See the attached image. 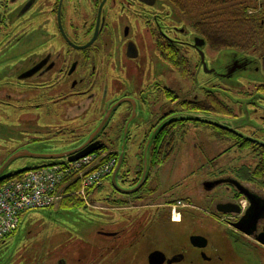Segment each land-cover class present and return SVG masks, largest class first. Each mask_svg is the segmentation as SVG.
Wrapping results in <instances>:
<instances>
[{"label": "flooded vegetation", "instance_id": "af4514ba", "mask_svg": "<svg viewBox=\"0 0 264 264\" xmlns=\"http://www.w3.org/2000/svg\"><path fill=\"white\" fill-rule=\"evenodd\" d=\"M182 13L170 0H0L2 107L22 103L18 107L21 118L60 115L66 123L70 122L69 126L47 131L44 137L64 140L65 151L102 144V148L110 145L119 152L130 118L133 122L125 133V147H129L130 140L142 137L135 151L136 158L139 154L138 161L132 169L122 172L125 156L116 177L120 190L134 191L123 193L111 182L107 183L111 193L102 194L101 212L104 216L116 213L120 220L111 229L98 226L96 235H92L98 238L94 246L85 239V233L90 232L87 228L61 229V239L66 236L65 244L46 250L42 247L41 256L27 252L34 245L24 246L19 257L4 259L0 264H154L150 254L156 251L163 258L160 264H221L222 256L207 255L209 241L204 235H190L189 249L177 237H171L169 242L170 227L175 228L184 220L186 212L182 210L197 207L190 198H179L185 201L178 203L179 210L170 204L166 205L172 208L171 212L162 209L167 201L176 200L160 191L163 182L159 174L168 161H149L144 173L143 152L148 138L153 136L149 154L155 150L170 152L171 145H154L157 138L167 140L175 135L176 128L192 125L209 128L216 142L228 145L227 152L259 153L258 158L252 155L253 164L236 168L233 162L219 167L215 157L204 163L196 162L199 173L190 171L187 175L209 169L205 174L210 173V177L199 181L202 190L210 195L203 213L222 224L229 234L227 239L245 238L254 244V249L264 247L258 241H264V84L255 89L257 99L250 97L235 108L219 98L211 91L215 88L211 79L216 73L207 67V44L200 45L199 39L203 38L191 27L192 34H188ZM154 63L157 64L153 71ZM248 65L244 60H234L228 66L232 72L225 76L230 77L235 70L246 69ZM171 69L183 84L186 80L196 84L201 74L210 76L200 87L204 98L195 94L187 97L183 85L165 80ZM215 99L228 107L224 115L216 112ZM204 100L209 101L208 115L220 116L230 123L217 125L187 119L189 114L201 113L191 106ZM142 108L148 115L140 111ZM91 109L92 115L86 117ZM106 116V123L98 129ZM234 119L240 123L234 125ZM73 124L76 125L71 127ZM96 131L93 139H87ZM108 137L119 139L108 144L105 140ZM67 159L64 157L62 161ZM224 204L228 206L226 209L218 208ZM164 233L169 247L159 244ZM138 237L144 241H136ZM144 243L141 253L134 257H115Z\"/></svg>", "mask_w": 264, "mask_h": 264}, {"label": "rangeland", "instance_id": "374dc122", "mask_svg": "<svg viewBox=\"0 0 264 264\" xmlns=\"http://www.w3.org/2000/svg\"><path fill=\"white\" fill-rule=\"evenodd\" d=\"M194 2L195 4H198L197 6H201L203 0H194ZM250 2H252V0L231 1V3H229L231 9H228L227 13L220 16L218 21H228L231 18L232 11H236V9L242 10L244 5H247ZM191 3L194 4L193 2ZM186 12L189 11H184V13H182L185 19L184 26L188 31V34H192V30L190 29L193 24L192 19L196 12H201V10L199 8L196 9L194 13ZM253 13L254 9L251 7L248 8L247 14L252 15ZM259 44L260 43L258 42L255 49H249L245 53L234 51L230 48L211 51L207 45L205 46L209 53V55L206 56L207 67L213 68L216 73L211 79V82L215 85V88L211 91H213L219 98L225 101L227 100V102L231 103L234 108L239 104H244L245 101L248 102L250 97L257 99L259 94H255V89L258 85L264 84V71L260 60L264 48L257 49ZM241 58L247 59L251 63L246 69L235 70L230 77H226L225 74L229 71L228 66H231L234 60ZM156 64L157 63H154V65L152 64V66L155 67L153 68V71L156 70ZM172 71L173 70L171 69L166 73L165 80H175V82L183 85L186 95L188 93L187 97H192L195 94L204 98V92L201 93L200 87H202V84L206 80L211 78L210 76L201 74L198 76L196 84H192L189 80H186L183 84L181 82L182 79L176 71H173V73ZM170 73L173 74V77ZM154 74L156 75V72ZM160 74H162V72H160ZM205 89L210 90V88ZM19 105H22V103L12 102L10 107H2L0 105V165L11 153L16 152L19 149H26L32 153L38 154H58L61 151H65V147H62L64 145V140L62 141L61 138H49L44 136H47V131H55L61 126H69L70 122L66 123V121L57 114L51 116V118H46L44 116L38 119L30 118V116L21 118L19 116ZM140 111L148 115L145 109L142 108ZM247 111L250 112V106L247 107ZM91 115L92 109L87 113L86 117ZM215 118V120L227 121L220 116H215ZM233 121L235 122L233 123L234 125L236 122L240 123L238 119H234ZM74 125L76 124L71 125V127ZM255 126H258L256 122ZM175 130V140L171 145L172 148L170 154L162 160L168 162L161 169L159 176L163 182L160 191L171 196L170 199L174 198L176 200L167 201L165 207L162 209L165 210V212H171L172 208L167 206L170 204L175 205L179 210L180 207L178 206L180 204L178 205V203L180 202L181 204H184L185 201L182 200L183 198H190L191 202L197 208L182 210L183 212H186L184 220L179 226H176L175 228L170 227L169 242L172 239L171 237H177L180 239L183 246L189 249L191 247L189 242L190 235H204L209 241L206 249L207 255L222 256L221 264H264V247L259 246L254 249V244L245 238H237L234 241L227 239L229 234L225 233L222 224L212 216L203 213L204 203L206 202L207 196L210 195L202 190L199 181L200 179L203 180L210 177V173H208V175L205 174L209 169L205 170L202 168L201 174H196L194 176L187 175L190 171L199 173L196 169L197 165L194 164L196 162L201 161L204 163L215 157L216 161L220 163L219 167L225 168L226 165L233 162V165H235L236 168L242 164H253V161L255 160V158L252 157L253 154H251L250 150H233L227 152L226 146L228 147V145L223 142H216L213 132L202 125L186 126L184 128H176ZM35 138L38 140H32ZM44 138H47L50 141L46 142V139ZM118 139L119 138L108 137L105 140L109 144L112 140L116 141ZM141 139L142 137L139 136L136 141L130 140L129 147H125L127 161L125 160V166L123 165L122 170L120 168L122 172L128 171L130 167L132 169L136 161H138L139 154L136 158L135 154L137 152L135 151L137 150V144H139ZM114 152L117 153V150L114 151L112 146L107 145V150H101V152L95 153L90 161V166L85 170V174H90L97 170L100 165L102 166L107 162H111L113 160L112 155ZM100 157L101 163L98 166L97 162H100ZM62 159L50 160L43 158L19 157L9 164L5 173L8 174L25 168L47 166L54 162H60ZM73 174L75 175L70 178V180H65L60 187L62 190L61 194L64 196L71 195V197L61 198L51 208L31 209L26 211L22 215L20 224L15 233L3 243H0V262L7 258L19 257L18 253L20 252L21 247L24 246L34 245V247L27 250V252L32 253L34 256H41L43 252L40 249L42 247L46 250L48 247L65 244L66 236L64 235L63 239H61V229L75 228L85 231V228H87L90 232L85 233L87 237L85 239L90 245H95L98 238L93 237L92 235H96L95 231L98 229L97 227L101 225L102 229H111L114 222L120 220L119 215L116 213L104 216V213L101 212L102 202L104 201L102 194L111 193L107 184L109 183L108 178H110V174L109 177L108 175L103 177L99 184H93L88 190L86 188L83 196L78 194V191L81 189L78 180V173H72L69 176H72ZM72 181H75L76 188L68 190L67 186L69 185L67 184ZM164 188H167V190ZM69 200L80 202V205L72 207L64 206V203ZM155 230L160 231V228ZM172 230L176 231L174 232L176 236L172 233ZM159 234L162 235V232H159ZM135 240L144 241V239L140 237ZM159 244L168 247L170 246L167 245L166 233H164L163 237H160ZM145 245L146 243L140 246L136 245L131 249L121 251L115 255V257H134L141 253L142 248H144ZM111 257H113V255H111Z\"/></svg>", "mask_w": 264, "mask_h": 264}, {"label": "trees", "instance_id": "16d2710c", "mask_svg": "<svg viewBox=\"0 0 264 264\" xmlns=\"http://www.w3.org/2000/svg\"><path fill=\"white\" fill-rule=\"evenodd\" d=\"M231 1L234 2L238 0H203L201 6H197L198 4H195L194 0H170L173 5L182 11H189L186 13H194L196 9L200 8L201 12H196L192 19L193 24L191 28L205 40V43L212 51L230 48L234 51L245 53L249 49H255L258 42L260 44L257 49L264 48V0H252L249 4L244 5L242 10L236 9V11H232L231 18L228 21H218L220 16H223L224 13H227L228 9H231L229 5ZM250 7L254 9L252 15L247 14L248 8ZM260 60L264 71V51L261 54ZM215 100L216 112L224 115L227 106L222 104L219 100ZM191 107L193 110H198L204 114H208V112L211 111L208 100L193 104ZM174 140V136H170L167 140L163 137H158L154 145H172ZM250 149H252V147H250ZM100 150H107V147L101 148ZM153 152L149 155L150 162L162 161L170 154V152L159 153L157 150ZM159 154L161 157H159ZM251 154L257 158L259 157V153L255 151H252ZM112 157L118 158V153L114 152ZM17 175H19V173L11 174L8 177L11 178ZM110 179L111 178H108L109 183ZM68 188L69 190L76 188V184H72V186L70 184ZM78 205H80V202L74 200H69L64 203V206L70 207ZM9 237L10 236H8L6 240Z\"/></svg>", "mask_w": 264, "mask_h": 264}, {"label": "built area", "instance_id": "2783aa9c", "mask_svg": "<svg viewBox=\"0 0 264 264\" xmlns=\"http://www.w3.org/2000/svg\"><path fill=\"white\" fill-rule=\"evenodd\" d=\"M93 155L74 163L51 165L28 170L19 176L0 183V243L13 234L22 215L31 209L49 208L65 197L60 187L72 173H78L81 189L78 194L109 175L115 160L100 165L97 170L85 174ZM100 161V160H99ZM99 165V162H97Z\"/></svg>", "mask_w": 264, "mask_h": 264}, {"label": "water", "instance_id": "95a60500", "mask_svg": "<svg viewBox=\"0 0 264 264\" xmlns=\"http://www.w3.org/2000/svg\"><path fill=\"white\" fill-rule=\"evenodd\" d=\"M200 40V45H204V40L203 39H199ZM202 60H203V55H202ZM237 61H246L247 64H250L251 62L247 59H244V58H241V59H236ZM205 67V66H204ZM232 70H229L228 73H231ZM227 73V74H228ZM188 117L190 119H195V120H201L202 122H208V123H217V125H221L222 123H227L228 121H220L218 120V122L215 120V117H212L208 114H204V113H197V114H189L187 115V119ZM107 118L108 116H106L98 129H100V127L102 128L104 126V124L106 123L107 121ZM132 121V118L129 119V121L127 122L126 126H125V130H124V133H123V136L121 138V149L120 151L118 152V159H117V164L113 170V173L111 175V183H112V186L118 190V191H121L123 193H131L133 192L134 190H120V188L117 186V183H116V177H117V173L119 172L120 168H121V165L123 163V160H124V157H125V141H126V130L127 128L129 127L130 125V122ZM230 123V122H228ZM98 131V130H97ZM97 131L90 135L87 139L91 140L93 139L96 134H97ZM87 141V140H86ZM153 141V136L151 135L147 142H146V146H145V149H144V152H143V162H144V173L147 172L148 170V162H149V146L151 145ZM82 146H79L78 148H76L75 150H71V151H61L59 152L58 154H38V153H32L26 149H19L17 150L16 152H13L11 153L8 158L0 165V181L6 179L8 176H10L11 174H16V173H22L24 172L25 170H27L28 168H25V169H22V170H18V171H15V172H11V173H8L6 174L5 171L6 169L8 168L9 164L19 158V157H31V158H43V159H50V160H54V159H61V158H64V157H68L67 161L68 162H73V161H76V160H79L89 154H91L92 152L94 151H97L99 149L102 148V144H98L96 146H91L90 148L88 149H85L83 150L82 149ZM145 177V174H143V178ZM251 203H254V201L251 199ZM253 205L257 206L258 207V204L255 202ZM226 207H228L227 205H219L218 208L220 209H226ZM256 218H253V224L255 222ZM260 243L264 244V241L263 240H258ZM161 253L159 252H153L150 254V261L152 262V260H154V264H160L162 263V260L163 258H160ZM156 259H159V261H155Z\"/></svg>", "mask_w": 264, "mask_h": 264}]
</instances>
